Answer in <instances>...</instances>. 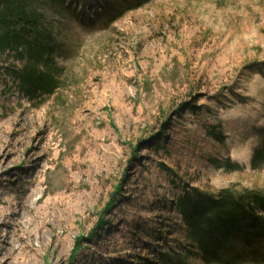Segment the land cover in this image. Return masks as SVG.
Here are the masks:
<instances>
[{
	"label": "rangeland",
	"instance_id": "rangeland-1",
	"mask_svg": "<svg viewBox=\"0 0 264 264\" xmlns=\"http://www.w3.org/2000/svg\"><path fill=\"white\" fill-rule=\"evenodd\" d=\"M11 4L37 28L0 56V264H201L177 197L264 196V0ZM29 48L57 82L32 101Z\"/></svg>",
	"mask_w": 264,
	"mask_h": 264
},
{
	"label": "trees",
	"instance_id": "trees-1",
	"mask_svg": "<svg viewBox=\"0 0 264 264\" xmlns=\"http://www.w3.org/2000/svg\"><path fill=\"white\" fill-rule=\"evenodd\" d=\"M12 1L0 0V56L12 52L20 55L18 48L25 44L26 35L34 33L37 28V16L27 12L24 6L15 8ZM19 1L24 4V0ZM41 51L45 53V50ZM41 51L28 49L29 64L17 76L23 96L30 101L36 95L51 96L57 90V82L52 77L35 72L37 61H41ZM217 129L208 133L222 143L223 138ZM261 141V150L252 157V169L264 164V136ZM159 147L154 149L158 151ZM173 211L182 222L181 234L188 244L189 254L201 255L198 258L201 264H247L252 261L264 264L262 248L244 245L246 241L250 244L254 240V244L255 238L264 237L263 195L247 190L237 194L231 188L214 196L183 194L175 200ZM80 245L78 239L76 247ZM175 264L185 263L179 259Z\"/></svg>",
	"mask_w": 264,
	"mask_h": 264
},
{
	"label": "bare ground",
	"instance_id": "bare-ground-1",
	"mask_svg": "<svg viewBox=\"0 0 264 264\" xmlns=\"http://www.w3.org/2000/svg\"><path fill=\"white\" fill-rule=\"evenodd\" d=\"M21 129V128H20ZM9 146V142H3L1 139H0V159H1V156H2V153L4 152V149L7 148ZM2 148V150H1ZM0 170H2V172L6 173L8 170L7 169H3V166H2V162L0 160ZM6 202L7 204V207H6V210L1 213V216H0V240H2V235H1V229L4 228H11L12 226L10 225V223L8 222V216L10 215V211L14 205L13 203V200L12 199H1L0 200V203H4ZM20 215V214H19ZM18 217V216H17ZM20 218V217H18ZM24 236H20L19 239L20 240H23Z\"/></svg>",
	"mask_w": 264,
	"mask_h": 264
}]
</instances>
